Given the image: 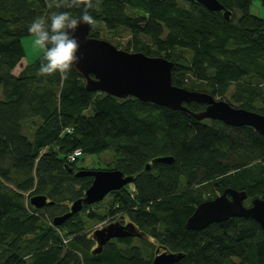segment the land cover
<instances>
[{
    "label": "trees",
    "instance_id": "1",
    "mask_svg": "<svg viewBox=\"0 0 264 264\" xmlns=\"http://www.w3.org/2000/svg\"><path fill=\"white\" fill-rule=\"evenodd\" d=\"M253 1L219 0L230 11L226 19L196 0H90V35L171 60L176 86L264 113V18L250 11ZM49 3L0 0V264H151L158 247L184 254L173 264H264V229L252 218L184 226L200 202L226 187L244 190L246 205L264 199V136L250 126L196 119L191 112L204 103L172 110L87 90L74 68L67 78L41 77L40 56L14 75L33 18L82 10L50 9ZM122 30L130 36L118 45L114 37ZM77 148L82 155L70 162ZM103 153L112 155L105 169L131 175V182L52 225L92 182L74 175L85 168L78 160ZM164 156L172 161L152 162ZM34 194L54 204L35 208L29 203ZM108 216L132 222L141 235L111 239L92 253L88 222Z\"/></svg>",
    "mask_w": 264,
    "mask_h": 264
},
{
    "label": "water",
    "instance_id": "2",
    "mask_svg": "<svg viewBox=\"0 0 264 264\" xmlns=\"http://www.w3.org/2000/svg\"><path fill=\"white\" fill-rule=\"evenodd\" d=\"M210 11H223L229 17L219 0H196ZM92 25L81 24L76 30L80 47L79 62L74 69L83 77L87 90L99 91L117 98L134 97L172 110L188 109L183 103L196 101L204 103L205 108L191 114L198 120L216 119L230 126H250L264 136V113H258L242 107H235L226 100L215 98L208 92L189 90L176 86L171 81L173 62L162 56H149L142 52H131L116 47L106 39L90 35ZM172 161V157H156L152 162ZM150 168V163L145 169ZM70 172L72 168L68 169ZM76 177L91 176L92 182L84 195L75 199L63 214L52 218V225L59 226L73 214L78 213L83 204L101 201L109 192L117 190L132 180L118 169H79ZM247 193L232 187H226L212 199L200 202L186 219L185 228L202 229L213 222L224 221L231 217L252 218L264 229V199L254 197L250 204L244 201ZM29 203L35 208L54 204L45 195L34 194ZM132 222L121 224L109 222L92 231L91 238L96 242L92 253H99L103 245L114 238L140 236ZM184 256L181 252L155 250L151 264H173Z\"/></svg>",
    "mask_w": 264,
    "mask_h": 264
},
{
    "label": "clouds",
    "instance_id": "3",
    "mask_svg": "<svg viewBox=\"0 0 264 264\" xmlns=\"http://www.w3.org/2000/svg\"><path fill=\"white\" fill-rule=\"evenodd\" d=\"M48 7L82 9L78 16L68 11H50L33 18L27 25L33 45L40 52L38 75L45 77L59 73L67 78L80 60L76 30L81 24L94 23V18L88 12L92 4L90 0H51Z\"/></svg>",
    "mask_w": 264,
    "mask_h": 264
},
{
    "label": "rangeland",
    "instance_id": "4",
    "mask_svg": "<svg viewBox=\"0 0 264 264\" xmlns=\"http://www.w3.org/2000/svg\"><path fill=\"white\" fill-rule=\"evenodd\" d=\"M250 11L252 13L257 14L258 16L264 18V6L260 3L259 0H254L252 2V4L250 5ZM97 26L101 27V24L98 23ZM99 31L101 32V34H103V33L107 34L105 29H100ZM129 36L130 35L128 34V32L126 30H122L120 32V36L118 35V36L114 37L116 39L115 43H118V42L121 43V42H123L124 38H128ZM107 37H108V35H107ZM119 43H118V45H119ZM22 44H23V47L25 50V56L21 59V61L13 69L12 73L14 75H16L26 64L34 61L37 57L40 56L39 50L36 49L33 45V37L32 36L24 37L22 39ZM185 55L189 56V53L185 52ZM187 82H189V80ZM194 90H196V88ZM230 90H232V88ZM1 96L2 95H1V89H0V98H1ZM24 131H25L26 135L29 138H31V135H30L31 124L30 123L25 124ZM111 159H112L111 153H103V154H100L99 156L89 155V156H85L84 158H81L80 160H78L77 165L85 167L84 169H105L107 167V162L110 161ZM106 200H107V198H105L104 201L102 202V204H101L102 206L105 204ZM119 218H120L119 216H112V217L108 216L106 219H104L101 222H88L89 225H88L86 232L88 231L89 233H92L93 230L100 228L103 225L108 224L109 222L119 221L120 220ZM134 243H138V240L135 239Z\"/></svg>",
    "mask_w": 264,
    "mask_h": 264
},
{
    "label": "built area",
    "instance_id": "5",
    "mask_svg": "<svg viewBox=\"0 0 264 264\" xmlns=\"http://www.w3.org/2000/svg\"><path fill=\"white\" fill-rule=\"evenodd\" d=\"M64 131L69 132V129H65ZM63 131V132H64ZM82 155V150L80 148L75 149L71 154L67 156V159L70 162H73L76 160V158L80 157Z\"/></svg>",
    "mask_w": 264,
    "mask_h": 264
},
{
    "label": "flooded vegetation",
    "instance_id": "6",
    "mask_svg": "<svg viewBox=\"0 0 264 264\" xmlns=\"http://www.w3.org/2000/svg\"><path fill=\"white\" fill-rule=\"evenodd\" d=\"M115 222H119L121 224H125V223H127L129 221H126L125 219L121 218L119 221H115Z\"/></svg>",
    "mask_w": 264,
    "mask_h": 264
}]
</instances>
